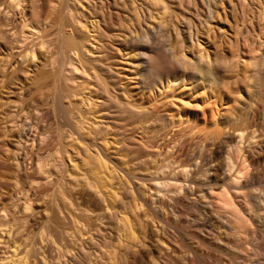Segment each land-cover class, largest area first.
I'll return each mask as SVG.
<instances>
[{"label":"bare ground","instance_id":"bare-ground-1","mask_svg":"<svg viewBox=\"0 0 264 264\" xmlns=\"http://www.w3.org/2000/svg\"><path fill=\"white\" fill-rule=\"evenodd\" d=\"M23 2L29 6V22L24 18L17 26L12 17ZM87 2L90 10L96 7L92 16L84 12V0H0V54L2 48L9 49L11 60L13 42L26 37L25 27L37 43L20 50L19 62L33 61L37 45L49 50V72L37 80L44 82L36 89L50 97L48 107L55 121L49 130H38L39 147L33 150L35 138H31L32 150L20 151L29 141L21 140L27 126L30 129L25 99L12 101L6 114L9 132L18 131L10 155L19 178L16 184L23 173L30 176L35 170L46 175L57 187L66 211L62 215L65 220L69 217L73 229H59L52 218L39 234L64 241L72 237V242L76 238L72 251L64 246L74 264H129L132 254L143 258L153 252L161 264H190L193 255L186 238L206 248L205 252L224 256L228 264H264V182L259 170L255 173L264 162V129L261 132L250 121L256 111L251 110L252 95L257 88L263 92L264 53L246 58L238 51L221 50L211 56L199 42L201 48L188 55L186 45L180 49L166 43L151 45L150 34L168 24L170 7L164 0H132L133 6L125 9L114 8L113 0ZM260 7L264 20L262 2ZM145 12L148 25L143 24ZM242 13L247 18L245 10ZM99 29L115 32L117 44L133 51L139 88L148 93L144 98L131 99L116 81L113 53L106 45L96 51L90 38L100 39ZM260 30L264 45V26ZM142 37L145 44H140ZM9 74L12 78L13 71ZM243 94H252L251 99L242 102ZM187 95L195 108L189 107ZM46 117L42 111L40 119ZM185 122L188 125L183 126ZM188 130L210 151L199 146L202 166L196 163L192 168L191 161L187 165L178 160L187 155L186 145L193 140L192 135H182ZM228 143H233L231 151L225 149ZM167 155L164 165L159 164L155 172L148 170L155 157ZM23 161L30 167L25 163L26 169L22 167ZM145 185L152 191L148 200L139 188ZM30 209L26 199L25 210ZM188 211L194 217L182 224ZM156 218L161 227H156L160 224ZM159 231L175 247L165 249L155 242L152 237L162 240ZM177 248L184 252L183 263ZM14 255L15 251L2 263L27 264L26 256Z\"/></svg>","mask_w":264,"mask_h":264},{"label":"rangeland","instance_id":"rangeland-1","mask_svg":"<svg viewBox=\"0 0 264 264\" xmlns=\"http://www.w3.org/2000/svg\"><path fill=\"white\" fill-rule=\"evenodd\" d=\"M164 2H166L170 7L169 19L167 22L168 24L163 31H152L153 33L150 34L149 44L163 45L166 43L175 46L177 49H180L181 46L186 45L189 46L187 47L188 49H186L188 55H190L192 51L197 52L198 49L201 48V46L198 45L199 42L201 43L202 47L206 46L209 48V53L211 56H214V53L220 52L221 50L227 54H232L235 51H238L246 58H250L254 52H256L258 55L264 53V45H261V36L263 35V31L260 30V28L264 26V20H262V18L259 16L260 10L257 8L258 6L259 9H261L260 2H262L264 8V0H246L245 2L242 0H164ZM84 3L86 5L84 12H86L87 15L92 16L91 11H97L96 7L92 6V10H90V8H88L90 3H88L87 0H84ZM113 3L114 8L119 9H125V6H133L132 0H113ZM21 6H25V8H21ZM21 6H18L16 14L12 17V21L14 22L13 24H16L17 26L23 22L24 18H27L25 22H29V6L27 5V2H23ZM209 6L211 7L212 12H210ZM243 10H245L247 13V18L244 17L242 13ZM1 11H3V8H1L0 12ZM145 13V15H147V12ZM115 17L118 18L117 14H115ZM242 18L245 20L244 22L242 21ZM240 20L242 23L238 27ZM148 22L149 20L147 15L146 18L144 17L143 24L148 25ZM247 27L249 30L246 33L244 31ZM25 30L26 37L22 38V41L20 40L13 42V57L11 60L7 56L10 53L9 49L2 48L0 54V183H2L0 184V214L3 217L2 218L0 216V264H3L2 262L5 261L7 257L11 256L12 252L14 251V256H16L18 259L26 256L28 259L27 264H72L73 262L71 261H73V259L71 257V253L70 255L67 254V251L65 252L66 247L64 246H67L66 250L72 251L71 249L73 248L71 247H75V241L77 243V240H75L76 238L73 237L75 240H73V243L71 241L72 237H66L67 239L64 241V239L62 240L57 236L52 237V239L46 238L39 234L41 233L44 226H46L48 223L47 220L52 218H55L53 225H57L56 227L60 226L59 229H61V227L62 229L66 228V231L68 229H72L70 228L72 226H69V217L67 216V220H65L64 216L62 215L66 214V211L63 210L62 199L56 192L57 187H53L48 182L46 175L38 173L35 170L34 172L30 173V176L29 174L26 175V173L21 174L22 179H20L19 183L16 184V180L19 178L16 177V171L13 166V158L11 156L13 151L16 149L15 144L16 140L18 139V131L13 130V132H9V124L6 122V114L10 107L9 105L12 104V101L25 99L24 106L31 113V118L27 117V122L30 124V129L28 130L27 126L26 130H28L29 135H27L25 130L22 133L23 138L21 139L23 142L24 138L26 137L29 139V141L21 146L20 151L22 152L25 150H32V142L30 140L31 138H35L33 150H35L36 147H39V138L41 136L38 135V130H49L55 121L52 111L48 107V105L51 103L50 97L46 96L42 90L36 89L38 83L44 82H37V80L42 79L44 75H47L49 72V50L46 51V46L40 47L37 45V50L35 53L36 56L33 61L29 63L19 62L18 53L20 50L26 45L31 47L32 44L37 43V41L34 40L35 36H32L31 33L27 32V27H25ZM99 32H101L102 36L100 39L95 40L92 37L90 39L91 41H94L95 45H97L98 48L96 51L100 46L104 47V45H106L109 48V51L113 53L111 65L116 81L119 82V84L126 90V94L128 97H131V99L139 100L140 98H144V96H146L148 93L147 91H142L139 88L137 80L138 76L134 71V66L132 63L133 51H130L129 49V51H126L117 44L119 39L115 32L113 35H111L110 32L107 33L101 29H99ZM145 40L146 39L142 37L140 39V44H145ZM190 40H193V42ZM11 71H13L12 78L9 74ZM68 76H70V79L74 78L73 75L69 74ZM45 81L49 82L50 78H46ZM255 91L256 90L254 89L253 92ZM251 95L249 96L250 99ZM252 96L254 98L251 99V103H255L254 108L251 110L254 111L255 109L256 111H254V116L252 119H250V121L252 124L257 125L256 127L261 130V128L264 129V86L262 93L257 88V91ZM249 97H245V94H243V99H241V101L244 102V98L249 99ZM189 99H191V101ZM170 100L171 99L168 101ZM186 100L190 101L189 107L191 105V108H195L191 97L187 95ZM256 104L258 106H256ZM250 106L252 108L253 104ZM117 109L118 107L116 110ZM42 111H46L47 117L45 119H40ZM184 125L186 126L188 123L185 122L183 126ZM192 134L194 135L193 131L190 130L182 133V135H187L188 137ZM192 139L194 142L193 140H190L191 143L189 142L185 148V155H187L182 157L183 159L181 158L178 160L180 163L183 160V164H189L191 161L189 166L192 164V168H194L196 167V163L197 166H199V161L201 163L203 162L201 148L203 147V151L206 148H204V145L201 144L202 142H200V138H194L193 136ZM232 144L233 143H228L229 146H226L225 149L227 151L230 149L231 151ZM205 151L208 153L210 152L207 151V149ZM226 152L224 151V154L227 155L229 152ZM112 153L115 157H118L113 151ZM198 153L201 154V156H199ZM36 156H34V160L37 159ZM168 157V155L165 157H155V162L148 164V170L155 172L159 164L164 165L168 161ZM24 163L27 164L26 166H28V162L23 161L22 164V167L26 169ZM34 163H36V160ZM261 164L264 169V162L259 163L255 173L259 170L260 177L264 182V170L262 169ZM202 165L203 164L200 166ZM21 185L23 187L22 191H20ZM139 188L141 189V194L143 197L146 200L150 199V194L152 191L148 192L146 185L140 186ZM72 194L75 197V191H72ZM76 196H78V194ZM26 199H28L31 203L30 210H25ZM143 209L144 207H142V210ZM168 210L170 214V209ZM188 217L193 219L192 217H194V213L188 211V214L182 219V224L188 223L189 220H191ZM156 220L157 221H155V223L160 222L158 221V218H156ZM1 221L6 223H1ZM63 222L68 223V225H66V223L63 224ZM1 224L3 225L1 226ZM65 225L69 227L67 228ZM155 225L156 227H161V222L160 224L158 223V225ZM170 229L171 231H174V229ZM159 235L162 236V240L158 239L159 236L152 237V239H154L155 242H158L160 246L165 247V249L168 246L170 248L171 246L175 247V244L167 237H164L165 235L161 234L160 231ZM40 237L42 239H40ZM69 238L71 240H69ZM186 239V242L189 244V248L191 249L190 253L193 255V263L191 262L192 264H228V262H226L227 258L224 256H219L214 252H205L206 248L202 247L195 240L188 238ZM54 240L56 241L54 242ZM66 241L68 242L67 244H65ZM72 243L73 246H71ZM58 244H62L61 246L63 247V250H61L62 248L59 249L61 246L58 247ZM34 248H36L35 251L37 254H34ZM29 250H31L33 253L29 254L31 252H29ZM133 250L134 249H131V251ZM177 250L181 249L177 248ZM180 252L183 254L179 255ZM60 253H62L63 256ZM206 253L210 254L207 255ZM66 254L69 255V257L66 256ZM177 255L178 257L182 256L180 262L183 263L184 259L182 258L184 257V252H182V250L179 252L177 251ZM156 256V252H153L152 255H145L143 258H137L134 254H132V256L129 258V264H161V262L155 260ZM180 257L178 259H180ZM43 258H46V263L44 262Z\"/></svg>","mask_w":264,"mask_h":264}]
</instances>
